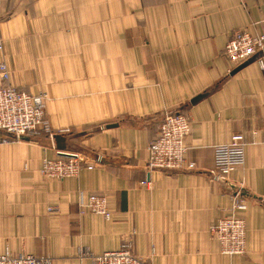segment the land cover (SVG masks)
Listing matches in <instances>:
<instances>
[{
  "label": "crops",
  "instance_id": "crops-1",
  "mask_svg": "<svg viewBox=\"0 0 264 264\" xmlns=\"http://www.w3.org/2000/svg\"><path fill=\"white\" fill-rule=\"evenodd\" d=\"M238 29L264 31V0H0L8 84L46 95L52 131L94 165L48 180L53 140L2 143L0 255L93 264L130 242L150 264H264L263 54L233 74L225 50ZM172 112L191 121L196 169L149 171L148 145ZM232 134L246 138L245 163L217 182L214 147ZM92 194L108 198L110 221L79 208ZM237 197L247 250L228 256L210 228Z\"/></svg>",
  "mask_w": 264,
  "mask_h": 264
},
{
  "label": "built area",
  "instance_id": "built-area-1",
  "mask_svg": "<svg viewBox=\"0 0 264 264\" xmlns=\"http://www.w3.org/2000/svg\"><path fill=\"white\" fill-rule=\"evenodd\" d=\"M1 48V45H0ZM263 54L259 60L264 69V31L251 35L247 30L234 32L226 46L225 55L235 67H239L255 56ZM5 62L0 63V145L11 139L23 137L34 139L54 135L46 117V96L33 97L9 85L10 71ZM192 132L189 118L180 112L166 114L155 138L148 145L147 168L149 171L172 172L194 170L196 165L187 159V139ZM228 142L214 147V169L211 174L217 182H228L229 177L245 163L246 141L242 134H232ZM101 160V159H100ZM92 170L94 165L79 154L60 152L53 159H45L41 174L48 180L64 181L78 178L82 170ZM144 185L148 182H143ZM247 201L237 197L229 215L212 225L210 232L218 241L223 255L235 256L246 253V222L242 213L247 209ZM82 212H89L112 219L108 198L104 195L81 196L78 202ZM52 209H50L51 211ZM132 244L124 242L118 251L105 252L93 257V264H150L135 256ZM0 264H51L48 258L33 255H0Z\"/></svg>",
  "mask_w": 264,
  "mask_h": 264
},
{
  "label": "water",
  "instance_id": "water-1",
  "mask_svg": "<svg viewBox=\"0 0 264 264\" xmlns=\"http://www.w3.org/2000/svg\"><path fill=\"white\" fill-rule=\"evenodd\" d=\"M243 65L239 66L233 72V74L236 73V72L238 73V71L242 69ZM201 97L202 96L196 97L194 100H192V103L193 104L196 103ZM112 127H114V126L113 125L108 126V128H112ZM69 140H70L69 136H65V135H62V134L54 135V137H53L54 146L56 147L57 150H59L61 155L66 156L68 154L67 151L69 150V147L67 146V141L69 142Z\"/></svg>",
  "mask_w": 264,
  "mask_h": 264
},
{
  "label": "rangeland",
  "instance_id": "rangeland-1",
  "mask_svg": "<svg viewBox=\"0 0 264 264\" xmlns=\"http://www.w3.org/2000/svg\"><path fill=\"white\" fill-rule=\"evenodd\" d=\"M45 96H46V95H45ZM47 99H48V98H47V96H46L45 104H46Z\"/></svg>",
  "mask_w": 264,
  "mask_h": 264
}]
</instances>
